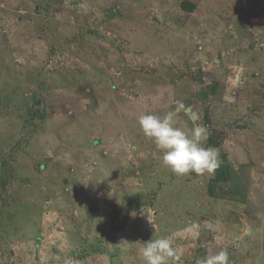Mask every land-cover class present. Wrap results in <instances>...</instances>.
Instances as JSON below:
<instances>
[{
	"label": "rangeland",
	"instance_id": "rangeland-1",
	"mask_svg": "<svg viewBox=\"0 0 264 264\" xmlns=\"http://www.w3.org/2000/svg\"><path fill=\"white\" fill-rule=\"evenodd\" d=\"M178 100L225 181L143 134ZM158 237L264 264V0H0V264H144Z\"/></svg>",
	"mask_w": 264,
	"mask_h": 264
},
{
	"label": "clouds",
	"instance_id": "clouds-1",
	"mask_svg": "<svg viewBox=\"0 0 264 264\" xmlns=\"http://www.w3.org/2000/svg\"><path fill=\"white\" fill-rule=\"evenodd\" d=\"M190 111L183 101H176L173 109L159 114H141L137 122L143 134L150 138L162 153V162L176 175L190 173L214 175L223 160L216 147L205 146L209 129L197 124L190 130L180 126V113ZM151 223L152 221L149 220ZM140 256L144 264H178L182 253L168 237H158L143 243ZM196 264H230L227 249L197 259Z\"/></svg>",
	"mask_w": 264,
	"mask_h": 264
},
{
	"label": "trees",
	"instance_id": "trees-1",
	"mask_svg": "<svg viewBox=\"0 0 264 264\" xmlns=\"http://www.w3.org/2000/svg\"><path fill=\"white\" fill-rule=\"evenodd\" d=\"M209 144V146H211L212 145V143L211 142H208ZM213 146H214V144H213ZM228 178V173H227V166H222L221 165V167L220 168H218L216 171H215V173H214V175H211V181L212 182H219V181H225L226 179Z\"/></svg>",
	"mask_w": 264,
	"mask_h": 264
}]
</instances>
